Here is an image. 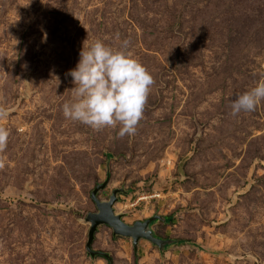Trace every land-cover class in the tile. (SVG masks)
I'll use <instances>...</instances> for the list:
<instances>
[{"label": "rangeland", "instance_id": "374dc122", "mask_svg": "<svg viewBox=\"0 0 264 264\" xmlns=\"http://www.w3.org/2000/svg\"><path fill=\"white\" fill-rule=\"evenodd\" d=\"M117 35L119 39H117ZM102 41L152 75L135 134L63 114L82 44ZM264 0H0V264H108L85 249L97 192L132 224L158 214L160 252L98 225L111 264H264Z\"/></svg>", "mask_w": 264, "mask_h": 264}, {"label": "clouds", "instance_id": "9594fccd", "mask_svg": "<svg viewBox=\"0 0 264 264\" xmlns=\"http://www.w3.org/2000/svg\"><path fill=\"white\" fill-rule=\"evenodd\" d=\"M129 43L124 40L119 49L99 40L82 44L79 60L68 73L75 87H72V100L62 106L66 118L96 130L119 125V137L135 134L154 80L147 69L127 53ZM262 100L264 82L231 103L232 115L254 111ZM6 115L0 110V118ZM8 136V130L0 128V150L6 147Z\"/></svg>", "mask_w": 264, "mask_h": 264}, {"label": "water", "instance_id": "95a60500", "mask_svg": "<svg viewBox=\"0 0 264 264\" xmlns=\"http://www.w3.org/2000/svg\"><path fill=\"white\" fill-rule=\"evenodd\" d=\"M108 180V173L104 181L97 183L91 190L90 198L95 204L96 211L88 212L85 220L89 222V228L87 230V238L85 243V249L87 254L94 258L95 256H101L111 264V257L108 252L94 250L92 248V242L98 225L105 224L112 229L113 235L126 236L132 239L134 250L138 241L143 238L150 241L153 245L157 246L158 250L162 252L171 245L184 243L186 241L178 239H164L156 234L153 229V224L158 220L168 222L169 217L153 214L152 216L145 218L144 220H137L132 224H127L122 220V214L116 213L114 210V204L117 201V193H127L129 190L124 188H114L111 191L108 199L101 200L97 197V192L103 189Z\"/></svg>", "mask_w": 264, "mask_h": 264}]
</instances>
